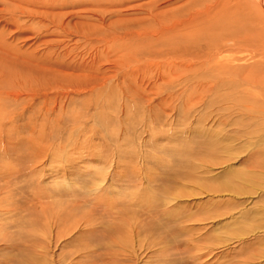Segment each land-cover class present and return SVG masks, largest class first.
Segmentation results:
<instances>
[{
	"label": "rangeland",
	"instance_id": "374dc122",
	"mask_svg": "<svg viewBox=\"0 0 264 264\" xmlns=\"http://www.w3.org/2000/svg\"><path fill=\"white\" fill-rule=\"evenodd\" d=\"M246 3L0 0V264H264V12ZM222 14L249 35L211 60Z\"/></svg>",
	"mask_w": 264,
	"mask_h": 264
},
{
	"label": "bare ground",
	"instance_id": "6f19581e",
	"mask_svg": "<svg viewBox=\"0 0 264 264\" xmlns=\"http://www.w3.org/2000/svg\"><path fill=\"white\" fill-rule=\"evenodd\" d=\"M34 1V0H33ZM47 1V0H46ZM95 1V0H94ZM248 1L247 4V8L254 10V13L256 14L257 12L259 13H263L264 12V0H246ZM45 2V1H44ZM54 3V2H53ZM83 3V2H82ZM55 4V3H54ZM241 4V3H240ZM84 5V4H83ZM231 5V4H229ZM245 5V4H244ZM55 6V5H54ZM240 7V5H239ZM241 7H243V4H241ZM241 9V8H239ZM241 12V11H240ZM258 14V13H257ZM223 17V14L221 16H218V18L216 19H211L210 22H212L211 25V33H210V37H209V41L207 42V50H209V54L211 56V60L216 57L219 56V53L221 52L224 44H228L230 42L233 43L234 46L240 47L241 43L246 39V35L248 36L249 34L247 30H245L242 25L238 26L239 23H237V26L233 28V31H230V33H228V30L226 31V28L228 27L227 23H220V19ZM223 27V28H222ZM219 28V29H218ZM222 30V34H216V31H220ZM247 31V32H246ZM237 33H240V37L237 36L238 38L236 39V35ZM235 38V39H234ZM240 42V43H239ZM239 43V45H238ZM215 61V60H214ZM232 62V61H230ZM220 63V62H219ZM223 64V63H222ZM217 65V63H216ZM208 67V65H207ZM210 72V71H209ZM202 86V85H201ZM200 89V88H199ZM209 93V92H208ZM215 93V92H214ZM196 98V97H195ZM199 98V97H198ZM222 155V154H221ZM211 170V169H210ZM200 181V180H199ZM197 188V187H196ZM211 189V188H210ZM232 188H229L225 185H219L217 188H215V190L213 189V193L215 194H223L224 192L226 193H234V194H238L240 193V190H236V189H232L233 191H231ZM214 194V195H215ZM218 196V195H217ZM219 216V215H218ZM230 216V215H229ZM232 216V215H231ZM230 216V217H231ZM237 234V233H236ZM233 238H229L226 239L225 242H223L224 244L222 245V248H227L228 245H226L230 240L232 241V239H235L236 242H241L243 240V236L242 234L240 236L238 235H234L230 234ZM244 241V240H243ZM244 244V243H243ZM219 246V244L217 243L215 246L213 245V247ZM246 249V248H245ZM211 251L213 250L212 248L210 249ZM227 250V249H226ZM234 250V249H233ZM237 250V249H235ZM247 250V249H246ZM240 252V251H239ZM236 253V251H235ZM226 256V255H225ZM224 257V256H223Z\"/></svg>",
	"mask_w": 264,
	"mask_h": 264
}]
</instances>
